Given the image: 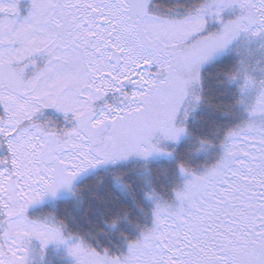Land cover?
Segmentation results:
<instances>
[{"label": "snow or ice", "instance_id": "6c2138e0", "mask_svg": "<svg viewBox=\"0 0 264 264\" xmlns=\"http://www.w3.org/2000/svg\"><path fill=\"white\" fill-rule=\"evenodd\" d=\"M0 264H264V0H0Z\"/></svg>", "mask_w": 264, "mask_h": 264}]
</instances>
